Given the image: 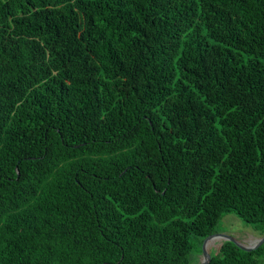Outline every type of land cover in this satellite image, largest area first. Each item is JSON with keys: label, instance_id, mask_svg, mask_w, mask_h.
<instances>
[{"label": "trees", "instance_id": "16d2710c", "mask_svg": "<svg viewBox=\"0 0 264 264\" xmlns=\"http://www.w3.org/2000/svg\"><path fill=\"white\" fill-rule=\"evenodd\" d=\"M225 213L264 233V0H0V264H193Z\"/></svg>", "mask_w": 264, "mask_h": 264}, {"label": "rangeland", "instance_id": "374dc122", "mask_svg": "<svg viewBox=\"0 0 264 264\" xmlns=\"http://www.w3.org/2000/svg\"><path fill=\"white\" fill-rule=\"evenodd\" d=\"M215 233H221L231 236L240 245H250L255 238L259 237L256 230L251 225L243 222L232 213L223 214L215 226ZM219 237V236H218ZM221 239H215L206 249L208 252L216 250ZM201 244L198 246L197 241H193V248L191 249L190 260L197 263L201 258L200 254ZM196 261V262H195ZM193 263V264H194Z\"/></svg>", "mask_w": 264, "mask_h": 264}, {"label": "water", "instance_id": "95a60500", "mask_svg": "<svg viewBox=\"0 0 264 264\" xmlns=\"http://www.w3.org/2000/svg\"><path fill=\"white\" fill-rule=\"evenodd\" d=\"M212 236H219L221 240H227V241L233 243L237 248H239L243 251H248L250 249H253V248L259 246L262 242H264V233L261 236L255 238L254 241L250 245L242 246L229 235L212 232V233L206 235L205 237H202L197 242V245H199V242L201 244L202 242L205 241V239L212 237ZM200 254H201V258L199 259V261L197 263H194V264H205L208 261L209 253L207 250L200 248Z\"/></svg>", "mask_w": 264, "mask_h": 264}, {"label": "bare ground", "instance_id": "6f19581e", "mask_svg": "<svg viewBox=\"0 0 264 264\" xmlns=\"http://www.w3.org/2000/svg\"><path fill=\"white\" fill-rule=\"evenodd\" d=\"M218 238H220V237H218V236H212V237H209V238H207V239H205V241L204 242H202V249H204V250H207L206 248L216 239H218ZM211 239V240H210ZM210 240V241H209ZM209 241V242H208ZM208 242V243H207Z\"/></svg>", "mask_w": 264, "mask_h": 264}]
</instances>
